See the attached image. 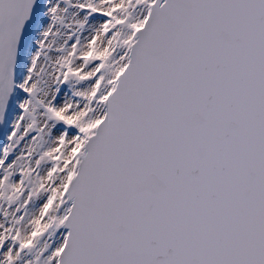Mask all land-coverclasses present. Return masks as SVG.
Here are the masks:
<instances>
[{
  "label": "snow or ice",
  "instance_id": "snow-or-ice-1",
  "mask_svg": "<svg viewBox=\"0 0 264 264\" xmlns=\"http://www.w3.org/2000/svg\"><path fill=\"white\" fill-rule=\"evenodd\" d=\"M0 264H264V0H0Z\"/></svg>",
  "mask_w": 264,
  "mask_h": 264
}]
</instances>
